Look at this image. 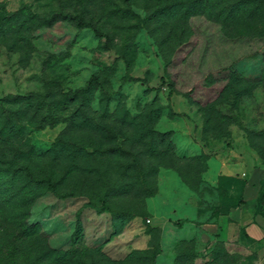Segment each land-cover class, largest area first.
Returning <instances> with one entry per match:
<instances>
[{"label": "rangeland", "instance_id": "obj_1", "mask_svg": "<svg viewBox=\"0 0 264 264\" xmlns=\"http://www.w3.org/2000/svg\"><path fill=\"white\" fill-rule=\"evenodd\" d=\"M214 158L264 169V0H0V264H264Z\"/></svg>", "mask_w": 264, "mask_h": 264}, {"label": "crops", "instance_id": "obj_2", "mask_svg": "<svg viewBox=\"0 0 264 264\" xmlns=\"http://www.w3.org/2000/svg\"><path fill=\"white\" fill-rule=\"evenodd\" d=\"M213 162L216 164L215 168L211 170V174L213 175L238 174L239 176H244V202L241 206L232 209L230 217L233 219L234 225L237 226L238 229H242V232L247 238H249V240L262 241L264 243V216L256 212V197L259 191L260 182L264 179V169L262 167L253 168L254 160L250 159V162H246L247 171H243L245 173H228L230 168L227 167L224 160L219 161V159L214 158ZM219 226V224L213 222L207 223L199 228H196L195 226L193 232H197L202 241L214 238L218 235L221 237L229 234V231L222 230ZM229 226L231 225L229 224Z\"/></svg>", "mask_w": 264, "mask_h": 264}, {"label": "trees", "instance_id": "obj_3", "mask_svg": "<svg viewBox=\"0 0 264 264\" xmlns=\"http://www.w3.org/2000/svg\"><path fill=\"white\" fill-rule=\"evenodd\" d=\"M79 26H91L89 23L80 22ZM49 186H52L48 183ZM256 212L264 216V179L260 182L259 191L256 197Z\"/></svg>", "mask_w": 264, "mask_h": 264}]
</instances>
